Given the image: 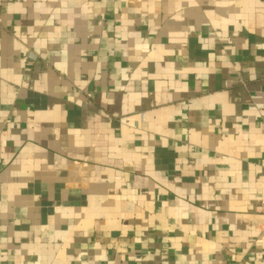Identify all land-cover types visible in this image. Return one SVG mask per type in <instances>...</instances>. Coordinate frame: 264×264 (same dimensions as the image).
<instances>
[{"label":"crops","instance_id":"obj_1","mask_svg":"<svg viewBox=\"0 0 264 264\" xmlns=\"http://www.w3.org/2000/svg\"><path fill=\"white\" fill-rule=\"evenodd\" d=\"M264 0H0V264H264Z\"/></svg>","mask_w":264,"mask_h":264},{"label":"built area","instance_id":"obj_2","mask_svg":"<svg viewBox=\"0 0 264 264\" xmlns=\"http://www.w3.org/2000/svg\"><path fill=\"white\" fill-rule=\"evenodd\" d=\"M260 205L264 206V199L260 200Z\"/></svg>","mask_w":264,"mask_h":264}]
</instances>
